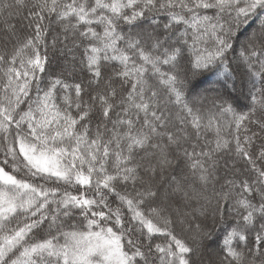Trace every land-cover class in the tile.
Here are the masks:
<instances>
[{
    "label": "snow or ice",
    "instance_id": "1",
    "mask_svg": "<svg viewBox=\"0 0 264 264\" xmlns=\"http://www.w3.org/2000/svg\"><path fill=\"white\" fill-rule=\"evenodd\" d=\"M0 32V264H264V0H0Z\"/></svg>",
    "mask_w": 264,
    "mask_h": 264
},
{
    "label": "trees",
    "instance_id": "2",
    "mask_svg": "<svg viewBox=\"0 0 264 264\" xmlns=\"http://www.w3.org/2000/svg\"><path fill=\"white\" fill-rule=\"evenodd\" d=\"M5 39V34L0 32V43H2ZM78 63V62H77ZM65 68V59L63 57H60L59 56V53L56 54V59L53 61V64L51 66V71H54V72H60L61 70H63ZM72 69H71V65H69L67 71L64 72V75H65V78H67L68 80H72L73 76L69 75V72H71ZM77 79H80V78H85L86 79V73H81L77 67V71L73 74ZM209 80L211 79V77L208 78ZM208 84V81L206 80L205 81V85H202V86H207ZM218 91L220 89H217ZM225 91V94H227V90H224ZM212 93L210 92L209 95H211ZM238 105H242L244 103V101L242 99L238 100L237 101ZM253 130H255V127H253ZM259 143V141H258ZM228 164V166L230 167L231 166V160L230 158L225 155L223 156V158L220 160V174L221 175H224L227 171H228V168L225 167V164ZM237 167H241V165L237 164ZM230 174V173H229Z\"/></svg>",
    "mask_w": 264,
    "mask_h": 264
}]
</instances>
